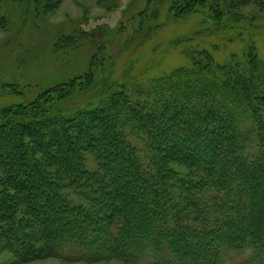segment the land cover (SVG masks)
<instances>
[{
	"label": "trees",
	"instance_id": "1",
	"mask_svg": "<svg viewBox=\"0 0 264 264\" xmlns=\"http://www.w3.org/2000/svg\"><path fill=\"white\" fill-rule=\"evenodd\" d=\"M162 1L211 35L257 36L214 0ZM199 53L159 80L106 82L81 105L72 80L0 107V251L216 264L224 249L264 264V56Z\"/></svg>",
	"mask_w": 264,
	"mask_h": 264
},
{
	"label": "rangeland",
	"instance_id": "2",
	"mask_svg": "<svg viewBox=\"0 0 264 264\" xmlns=\"http://www.w3.org/2000/svg\"><path fill=\"white\" fill-rule=\"evenodd\" d=\"M214 2L224 13L237 15L247 33L257 36L211 35L199 15L174 17L162 0H152L148 6L146 0H0V85L13 84L21 91L20 95L0 91V107L30 101L39 92L72 80L76 87L70 98L81 105L98 97L99 87L106 82L122 83L131 77L159 80L190 66L202 50L217 63L240 57L251 47L264 56V0ZM125 87L132 100H141ZM140 149L149 159L146 148ZM169 167L181 177L186 174L176 163ZM194 198L200 199L199 195ZM249 255V251L222 249L216 264H248ZM0 264L146 263L110 257L89 260L62 250L56 256L26 262L0 251Z\"/></svg>",
	"mask_w": 264,
	"mask_h": 264
}]
</instances>
